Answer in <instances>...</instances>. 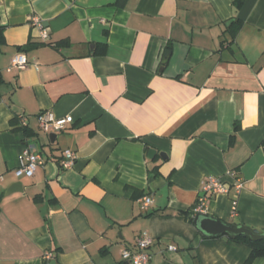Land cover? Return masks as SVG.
<instances>
[{
    "label": "crops",
    "instance_id": "crops-1",
    "mask_svg": "<svg viewBox=\"0 0 264 264\" xmlns=\"http://www.w3.org/2000/svg\"><path fill=\"white\" fill-rule=\"evenodd\" d=\"M116 1L0 0V264H121L144 231L150 264H245L251 247L204 234L195 208L220 177L203 214L264 232V0ZM43 111L73 122L44 132ZM26 147L46 162L18 177Z\"/></svg>",
    "mask_w": 264,
    "mask_h": 264
},
{
    "label": "built area",
    "instance_id": "built-area-1",
    "mask_svg": "<svg viewBox=\"0 0 264 264\" xmlns=\"http://www.w3.org/2000/svg\"><path fill=\"white\" fill-rule=\"evenodd\" d=\"M31 22L39 30V36L44 40L48 41L50 38L49 28L43 23V20L38 15H33L31 17ZM29 64L27 55L24 52L16 53L12 59L8 70L21 69ZM37 120L40 128L47 133L61 131L68 124L73 122V117L71 115L65 117H57L51 111H43L37 114ZM20 122L23 127H27L29 122L26 116L20 117ZM76 159V153L70 149H66L63 152V158L60 161L62 169L70 168L73 166ZM45 158L42 153L32 150L30 147H26L21 156L19 166L15 169V175L32 177L38 168L45 165ZM235 180L234 186L237 190L241 189L243 183L242 179L237 176L233 171L230 172ZM231 186L224 181L222 178L217 176L206 177L201 185L200 195L197 201V206L195 208L196 213H204L206 202L214 195L218 193H227ZM152 195H146L142 199L143 208L147 209L153 204ZM236 199L233 200V205L236 206ZM154 243V237L147 231L141 232L135 241L134 248L124 249L122 252V262L121 264H150L151 252L150 248ZM170 250L176 249L174 246L170 245L168 247ZM53 255L51 252L45 254V264H49Z\"/></svg>",
    "mask_w": 264,
    "mask_h": 264
},
{
    "label": "water",
    "instance_id": "water-1",
    "mask_svg": "<svg viewBox=\"0 0 264 264\" xmlns=\"http://www.w3.org/2000/svg\"><path fill=\"white\" fill-rule=\"evenodd\" d=\"M170 51H166L163 63L169 58ZM154 149H150L149 153H154ZM163 155V154H162ZM9 193V191H7ZM195 224L199 226L201 231L206 235L221 236L227 235L231 238L245 236L253 241L264 240V232H259L246 225L229 224L214 216L200 213L195 217ZM50 264H57L52 260Z\"/></svg>",
    "mask_w": 264,
    "mask_h": 264
},
{
    "label": "trees",
    "instance_id": "trees-1",
    "mask_svg": "<svg viewBox=\"0 0 264 264\" xmlns=\"http://www.w3.org/2000/svg\"><path fill=\"white\" fill-rule=\"evenodd\" d=\"M127 1L128 0H117L116 4L120 7H123L127 3ZM244 1L245 0H235L234 4L236 7H240L244 3ZM238 28L239 26L237 27L231 26L230 30L233 35L236 33ZM1 30H2V27L0 26V32ZM233 240L244 242L251 247V253L248 259L246 260L245 264H251L254 259L264 256V240L253 241L245 236H238L234 238Z\"/></svg>",
    "mask_w": 264,
    "mask_h": 264
}]
</instances>
